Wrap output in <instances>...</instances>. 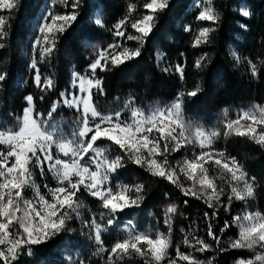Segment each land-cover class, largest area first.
<instances>
[{"label":"snow or ice","instance_id":"6c2138e0","mask_svg":"<svg viewBox=\"0 0 264 264\" xmlns=\"http://www.w3.org/2000/svg\"><path fill=\"white\" fill-rule=\"evenodd\" d=\"M60 2L65 6L70 4L72 11L64 14L49 11L44 15L43 22L39 24V34L32 44L33 53L39 52L40 62L53 57L60 37L77 21L83 0ZM15 7L12 0H0V8L11 10ZM103 7L107 9L110 5L105 2ZM143 7L148 10L147 14L131 23L136 34L126 36L128 17L114 25L113 33L115 37L126 36L129 41H138L140 47L131 49L121 43L109 44L88 65L87 74L72 72L73 90L60 93L61 100L51 105L46 116L35 111L36 100L30 94L24 97L22 116L17 117L19 131H0V145L8 147L6 153H0V261L3 264H13L25 249L31 255L32 246L47 244L69 231L68 222L74 215H80L79 209L82 205L78 200V193L81 189L102 202L106 211L100 213V219L104 221L106 218L109 227L117 224L119 214L124 210L139 207L144 199L143 185L120 186L117 191H113L108 184L110 176L117 174L128 163L144 168L153 177L167 180L179 188L183 196L202 200L208 208L214 209L211 215L205 212L204 218L209 221L207 236L216 241L217 246L221 240L215 234L211 223L217 216L215 209L223 206L227 210L233 200L247 203L254 197L256 177L249 176L235 157L213 149L212 145L218 133L208 132L200 127H196L193 133V126L185 123L184 97L186 95L189 100L196 97L202 91L200 86L187 93H179L171 105L151 109L147 115L141 109L132 108L133 101L130 100L125 105L126 109H131L128 120L122 119V112L105 115L97 110L93 97L106 95L103 77L98 72H109L141 56L143 45L153 34L158 22L157 14L169 7V0H148ZM134 9L135 6L130 5L128 12L131 14ZM242 16L250 17L251 12L243 10ZM218 19L219 15L211 6V0H204V6L198 12L196 20L215 24ZM95 24L104 27L99 14ZM5 26L6 19L0 16V40L7 36ZM240 27L246 29L247 26L241 24ZM185 30L191 31V28ZM214 31V28L202 27L193 47L211 43L210 33ZM84 43L87 44V39ZM3 47L0 43V48ZM231 55L237 64L241 62L235 51ZM158 58H162L160 53ZM205 60L206 55L201 56L195 61V67L199 70L206 68ZM261 63L264 64V61ZM248 65L251 76L258 78L257 64L248 60ZM28 68L34 72L32 82L44 94L40 96L43 101L45 95L55 88V82L51 77H42L35 56ZM163 70L168 72L169 68ZM184 70V65L175 66V72L180 74L181 79L184 78ZM6 80L7 74H0V87ZM61 106L76 112V119L72 123L73 131L67 138L61 123L55 119ZM225 129V136L235 134L245 137L264 148V107L257 105L238 113L236 119L225 123ZM102 142H108V148L118 151V154L111 155L107 149L101 148L99 145ZM189 145L198 146L199 153L191 159L177 162L176 167L171 166L168 162L169 155ZM33 163L40 168L41 176L45 175L44 166L47 165V171L57 181L56 187L48 188L51 200L41 194L32 180ZM209 165L219 169L221 175H209ZM181 175L191 181L190 186L181 181ZM217 179L226 187L218 184ZM26 188L35 191L34 200L24 199ZM226 189H230V192ZM225 195L228 205L222 204L221 197ZM184 203L188 204V200L185 199ZM176 212L175 206H169L166 210L165 224L169 225V233L172 230L171 217ZM233 225L239 228V235L230 241L228 248H220L221 252L245 248L264 250V215L259 212H246L234 216L231 223L225 221L220 232L224 233ZM83 227L90 230L88 239L94 240L98 245L97 252H104L101 234L107 229L102 223H98L93 217ZM123 230L127 231L128 236L117 241L108 251V264H118L133 254L144 258L145 264H161L167 258L170 244L168 237L158 233L153 238L150 234L137 232L131 220ZM184 243L194 252L200 253L209 251L212 247L195 235L190 238L186 236ZM180 262L203 264L192 252L185 253L177 248L176 258L168 259L167 264ZM208 264H212V261ZM236 264H264V251L257 252L250 259L241 258Z\"/></svg>","mask_w":264,"mask_h":264},{"label":"trees","instance_id":"16d2710c","mask_svg":"<svg viewBox=\"0 0 264 264\" xmlns=\"http://www.w3.org/2000/svg\"><path fill=\"white\" fill-rule=\"evenodd\" d=\"M42 2L43 0H15L16 7L6 18L7 36L0 40L4 45L0 48V74H7L6 82L0 87V128H17V117L22 115L25 106L24 97L30 94L36 100L35 111L46 116L51 105L61 100L60 93L70 88L69 77L72 72L87 70L94 60L91 52L93 44H101L102 49L113 43H121L131 49L140 47L138 41H129L126 36L136 34L131 23L147 14L148 10L143 6L148 0H83L77 21L60 37L53 57L40 62L39 52L37 53L36 59L42 77H51L55 82V88L41 101L40 96L44 94L35 87L32 82L34 72L28 68L35 54H32L31 60L26 61L28 55L22 49L29 34L27 23L36 16ZM105 2L110 5L107 9L103 7ZM241 3L250 8L249 18L239 13L238 5ZM130 5L135 6L131 14L128 12ZM211 6L219 15L215 24L196 20L199 9L194 5V0H169V7L157 14L158 22L153 34L145 41L141 56L109 72H98L103 77L106 95L93 97L94 104L101 113L107 115L122 112V118H127L131 109H126L125 105L130 100L133 101L132 108L141 109L147 115L151 109L172 104L179 93H187L200 86L202 91L196 97L191 100L186 95L184 97L185 123L193 126L194 131L196 127H200L208 132L218 133L213 148L235 157L249 176L257 179L255 195L250 203L233 200L227 210L223 206L215 209L217 216L211 223L221 240L217 246L216 241L207 236L209 221L204 218L205 212L211 215L214 209L208 208L202 200L183 196L175 185L153 177L144 168L131 163L114 174L110 182L113 191L119 185L144 186V199L140 206L124 210L119 214L118 220H131L137 229L148 225L151 230L168 237V256L162 264H166L168 259L176 258L177 248L185 253L192 252L203 264H208L209 261L212 264H236L241 258L250 259L254 250H219L228 248L230 241L239 235L236 225L224 233L220 232V228L225 221L231 223L234 216L243 215L247 208L254 207L264 215V148L245 137L223 134L226 131L225 123L236 119L238 113L252 103L264 107V64L261 63L264 61V0H213ZM53 8L58 13L72 11L70 4L57 9L55 2ZM95 10H99L104 27H99L92 21ZM125 17H128L126 36L115 37L114 25ZM241 24L246 25V29L241 28ZM188 27L191 31L185 30ZM202 27L215 29L210 33L211 43L193 47ZM85 39L87 44L84 43ZM232 51L239 56V64L231 55ZM158 53L162 58H158ZM205 55L207 67L199 70L195 67V61ZM248 60L257 64L258 78L251 76ZM177 64L185 66L183 79L175 72ZM164 68H169V71L165 72ZM63 108L64 106L59 108L58 115L71 117L70 113L61 112ZM217 183L219 184V179ZM185 199L188 204L184 203ZM85 200L95 210L102 208L103 212L106 211L99 199L86 195ZM221 200L223 205H228L227 195L221 197ZM169 206L177 209L171 217V233L169 225L165 224ZM119 232L115 230V226H108L101 234L105 247L103 255L100 254L95 259L85 256L81 262L102 264V261L108 264V251L117 241L126 239ZM192 235L204 239L212 246L211 250L194 252L184 243L185 237L190 238ZM66 243L62 234L47 244L32 246L31 255L25 249L13 264H66L52 257ZM0 264L3 262L0 261ZM118 264H145V260L133 254Z\"/></svg>","mask_w":264,"mask_h":264},{"label":"rangeland","instance_id":"374dc122","mask_svg":"<svg viewBox=\"0 0 264 264\" xmlns=\"http://www.w3.org/2000/svg\"><path fill=\"white\" fill-rule=\"evenodd\" d=\"M12 2H15V0H12ZM55 2L57 3V9L65 7V5L63 3H61L60 0H43V2L41 3V5L39 7V10H38L36 16L33 17L27 23V28L29 29V34H28V39L25 43V46H23V49H22L23 53L28 55V58L26 59V61L31 60V56H32V54H34L33 50H32V44L34 43L35 39L37 38V35L39 34L38 33L39 24L43 22L44 15H46L49 11H52L54 14H64V13H58L56 11V8H53V5ZM212 2H213V0H211V4H212ZM194 5L200 11V10H202V8L204 6V0H194ZM11 10L0 8V16H3L6 19L9 16V12ZM243 10H249L250 11V8L246 4L241 3L238 5V11L241 15H242ZM98 14H99V16H101L99 13V10H95V12L92 15V21L94 23H95V19L97 18ZM246 18H249V17H246ZM100 50H103L101 48V44L99 45L98 43H95L92 45V51L91 52L94 55V59L96 58V56L98 55ZM37 53H38V51L35 53V58H37ZM87 70H88V68H87ZM87 70L81 72L80 74L81 75L87 74ZM69 83H70V85H69L70 88L67 91L70 92L73 90L71 87L72 74L69 77ZM254 106H257V105L252 103L244 111H248L249 109H252ZM64 111H66V113H70L71 117H68V116L61 117L60 115H58V113H56L55 119L61 123V126L63 127L64 132L66 134V138H67L68 136H70L71 132L73 131L72 123L76 119V112L74 109H69L65 106L61 112L64 113ZM22 114H23V112H22ZM130 115H129V117H130ZM129 117L122 118V119L128 120ZM8 130L19 131V123H18L17 128H15V129L14 128H10V129L0 128V131H8ZM194 132L195 131L193 130V133ZM99 146L101 148L107 149V151L111 155L118 154V151H116L112 148H108V142H102ZM7 151H8V147L6 145H0V153H6ZM53 151H55V149H53ZM199 151H200V149L198 146L189 145L187 148L181 149L179 152H175V153H172L171 155H169L168 162L171 166L176 167L177 162H182L184 159H191V158H193V156L195 154H198ZM44 169H45V175L41 176L40 168L37 167L35 165V163H33L32 167H31L32 180L35 182V185L39 188L41 194H43L46 199L51 200V195L48 193V188L56 187L57 181H56V179L53 178L52 174L47 171V165L44 166ZM176 170H177V172H179L178 168ZM209 175H211L213 177H219L221 175V171L219 169L209 165ZM112 177H114V174L111 175L109 178V181H108L109 185H110ZM181 181L184 182L186 186L191 185V181H187L183 177V175H181ZM219 184H221L222 186H225V185H223V182L220 180H219ZM45 185H47L48 187L46 188ZM120 186H122V185L117 186V190L119 189ZM112 189H113V187H112ZM229 192H230V189H229ZM86 195L90 196L83 189H81V191L78 193V200L82 205V207L79 209L80 215H79V217L74 215L73 219L68 222L67 227H68L69 231L63 233L67 243L60 249V251L57 254H54L52 256L54 260L57 259V260H60L66 264H81V259L85 256H87L86 258H88V259H91V258L95 259L96 256H98L100 254L103 255V253H104V252H100V253L97 252L98 245L94 242V240L88 239V233L90 230L83 227V224L85 222H91L93 217H95V219L97 220L98 223H102V226L105 227L106 229H108V226L106 223V218L104 221H101V219H100V213L103 212L102 208H97L98 210H95L94 207H91L89 204H87L88 200H87V202L85 200ZM23 196H24V199L34 200L35 199V191L32 188H26L24 190ZM251 201H252V198L249 199L247 202L250 203ZM246 212L255 213L258 211L254 207H251V208H247L244 211V213H246ZM128 221H130V220H125V219L118 220L117 224L114 225L115 230L120 231L119 235L124 234L126 238L128 236V233L126 230H123V229H124V226L127 224ZM134 227H135L137 232L150 234L153 238H155V236L158 233L161 234L159 231L155 232V231L151 230V227H149L148 225H145L142 229H137L135 225H134ZM238 233H239V228H238ZM71 241H74V243H76V244H74V243L72 244ZM104 249H105V247H104ZM261 251H264V250H261L259 248L255 249L253 257L256 255L257 252H261ZM101 263L104 264V262H102V261H101ZM180 264H182V263L180 262Z\"/></svg>","mask_w":264,"mask_h":264}]
</instances>
